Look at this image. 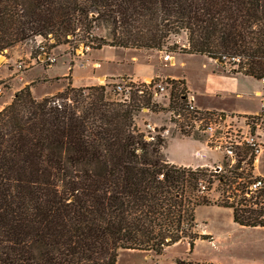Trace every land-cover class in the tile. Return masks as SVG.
<instances>
[{"label":"trees","instance_id":"1","mask_svg":"<svg viewBox=\"0 0 264 264\" xmlns=\"http://www.w3.org/2000/svg\"><path fill=\"white\" fill-rule=\"evenodd\" d=\"M102 25L108 37L95 33ZM182 32L186 45L171 51L264 78V0H0V54L36 36L70 53L162 50ZM72 65L62 89L36 98L26 84L0 109V264H116L122 249L162 254L182 241L191 250L211 238L197 231L203 204L264 226V185L245 194L252 157L221 173L169 162L164 138L146 139L135 122L142 106L163 109L150 93L123 101L108 83L73 85ZM215 181L221 199L206 191Z\"/></svg>","mask_w":264,"mask_h":264},{"label":"rangeland","instance_id":"2","mask_svg":"<svg viewBox=\"0 0 264 264\" xmlns=\"http://www.w3.org/2000/svg\"><path fill=\"white\" fill-rule=\"evenodd\" d=\"M94 31L98 35L108 37L107 26L102 25ZM51 42V39L48 40V38L36 36L35 38L17 43L5 53L0 54V83L2 84L0 106L1 104H5L10 97H13L14 92L23 85L25 80L22 74L14 82L9 77H5L9 72V68L5 66L8 64L10 65L9 67H16L18 69L16 73H22L25 69L41 64L44 66L53 64L47 71L50 75L57 77L63 72L69 73L70 61L72 60L73 65L71 68L75 74V85H82L81 83L83 82L86 85L105 83L112 85L115 80H121L122 77L128 76L107 77L105 80H103L104 78L99 79L98 76L101 74L98 71L107 69L123 72L124 74H131L136 71H157L163 75L169 74L173 77H182L184 75L186 80L193 84L194 88L200 90L205 74L209 72L207 70H210L208 64L210 65L212 63L211 59H206L202 54H185L171 51L172 48L178 50L180 47L186 45V35L184 32L176 36H171L169 42L162 50L112 47L109 45H104L102 47L103 49H91L83 48L80 45L74 52L70 53L72 50L70 44L65 43L55 47H49ZM174 42L177 43L176 47L172 46ZM108 52L110 56L113 55L116 58L108 60V57H106L108 56ZM164 53H170L174 57L173 61L165 62L162 59ZM9 56H13L14 59L8 60ZM49 57L53 58V60H50ZM93 59L98 60L102 68L99 69V64L92 61ZM212 64L214 65V63ZM36 70L40 72L41 68L37 66ZM85 75H88V77L84 78ZM70 79L73 82L72 74ZM67 82L68 78L64 76L53 78L48 82L35 77L31 83L33 85L31 91L34 97L41 98L44 95L52 94L60 90L59 88L62 89L63 87L61 86ZM191 93L193 97L194 95L196 96L195 91ZM228 100L226 99V103H228ZM229 101L232 103V100ZM151 112H153L152 115L159 124L164 125L166 123L167 116L164 114V109L150 110L146 113L139 112L138 119H140V116L143 117ZM214 152L218 155L215 159L224 168L229 167V161L220 152ZM260 166L263 170L264 156L261 158ZM204 184L206 188L209 185L205 181ZM223 187V184L215 181L211 188L206 191L211 198L221 199L223 197ZM209 216L211 217V221L204 224L202 222V220L204 221L203 217ZM229 217L230 214L226 210L202 207L198 210L195 220L198 227H206L213 230L214 235L221 236L223 238V241L220 242L221 245H224L226 239L229 245H233L230 249L233 252L246 250L248 246L249 248L253 247L257 254H262L264 252V226H255L254 228L248 229L234 227L229 222ZM214 235L212 236L213 238ZM184 245H187L186 241L166 248L162 254H155L151 250L122 249L118 253L116 264H179L181 262H177L179 261L177 257H185L187 255V250ZM197 249L201 255L211 253V247L208 248L207 243H202ZM221 255L224 256L225 254L221 253Z\"/></svg>","mask_w":264,"mask_h":264},{"label":"crops","instance_id":"3","mask_svg":"<svg viewBox=\"0 0 264 264\" xmlns=\"http://www.w3.org/2000/svg\"><path fill=\"white\" fill-rule=\"evenodd\" d=\"M107 54L108 56L106 57H108V60H113V58H116L113 57V55L110 56L109 52ZM204 56L206 59H211L214 65L212 63H210V65L208 64V66H210V70H207L209 72L205 74L203 84L200 90L194 88L193 84L188 82L184 75L182 77H173L169 74L163 75L157 71H136L132 72L131 74H124L123 72L107 69L98 71L101 74L100 76H98V78H104L103 80H105L107 77H119L128 75L139 79L152 78L156 76H165L167 78L182 79L184 82L185 89L189 93L195 91L196 96L194 95V103L196 107L204 110L219 111L222 113H250L258 111L261 106L264 105V78L258 79L251 75H247L241 72H230L227 68H225L222 64L217 63L214 59L209 58L206 55ZM13 59V56L8 57V60ZM92 61H95L97 64H99V69L102 68L101 63H99L98 60L93 59ZM52 65L53 64L48 66H44L42 64L37 65L41 68L40 72L36 70L37 66H33L31 68L25 69L24 72L22 71V73H16L18 69L16 67H9L10 65L8 64L5 66L9 68V72L6 74L5 77H9L14 82V80L22 74L25 80L21 87L25 86L26 84H30V88L32 90L33 85L31 83L33 82L35 77L44 79L45 82L51 81L53 78L56 77L50 75L47 71ZM65 74L67 75L68 73L63 72L57 77H63L65 76ZM71 74L73 75L72 84L75 85V74L73 69H71ZM87 77L88 75H85L84 78ZM65 84L66 83H64L63 86H65ZM81 84L82 85L76 86L86 85V83L84 82ZM10 99L11 97L5 102V104L8 103ZM226 99L232 100V103L229 100L228 103H226ZM5 104H1L0 109ZM152 113L153 112L143 117L140 116V119L137 118L135 122L137 123V125H141L143 120H149L150 122L159 124L157 120H155V118L153 117ZM162 151L169 162L177 165L192 167L211 166L213 160L218 156L214 151H210L206 148L203 137L199 135H166L164 137V145L162 147ZM202 153H204L205 156H201ZM263 156L264 153L259 156L257 162L253 165V173L255 175L264 177V169L262 170L260 166L261 158ZM202 207L207 209L216 208L228 211L230 214L228 220L234 227H240L245 229L254 228L238 224L233 220L232 209L230 207L221 206L217 204L198 205L195 209V217L197 215L198 210ZM203 218L204 221L202 220V222L204 224L209 223V221H211L210 216ZM197 231L199 234L210 235L211 238L204 239L202 237H198L195 240L191 250H188V243L187 245H184L187 250V255H185V257H177L179 260L177 262H181L179 264H264V252L262 254H257L253 247L249 248L247 246L246 250L236 251V253L230 250L233 245H229V243L226 242V239L224 242L227 244L224 243V245H221L220 242L223 241V238L219 235H214L213 230H210L206 227H198L197 224ZM213 235L214 238L212 237ZM178 243H175L174 245ZM202 243H207L208 248L211 247L210 254H200L197 248ZM221 253L225 255L223 256L221 255Z\"/></svg>","mask_w":264,"mask_h":264},{"label":"built area","instance_id":"4","mask_svg":"<svg viewBox=\"0 0 264 264\" xmlns=\"http://www.w3.org/2000/svg\"><path fill=\"white\" fill-rule=\"evenodd\" d=\"M162 59L171 62L170 53H164ZM179 81L180 79L161 76L146 79L125 76L112 83L111 91L120 100L129 101L132 89L140 95L147 90L151 95L152 103L163 107L167 116L164 125L149 120H143L141 125H138L145 132L146 139H153L157 134L163 138L172 134L200 135L206 148L220 152L229 161L230 168L235 166L239 168L242 164L248 167L246 161L251 157L254 165L264 153V105L258 111L250 113H222L200 109L196 107L193 95ZM1 92L0 83V94ZM181 103L183 106L180 105ZM149 111L147 106H142L139 112ZM139 112L135 115V120ZM201 156L205 154L202 153ZM205 167L216 173L226 172L216 159L211 166ZM241 179L238 178L239 181ZM263 185L264 177L254 174L245 194L248 195ZM200 189H205L204 180L200 184Z\"/></svg>","mask_w":264,"mask_h":264},{"label":"bare ground","instance_id":"5","mask_svg":"<svg viewBox=\"0 0 264 264\" xmlns=\"http://www.w3.org/2000/svg\"><path fill=\"white\" fill-rule=\"evenodd\" d=\"M1 58V57H0ZM171 61H173V56H171Z\"/></svg>","mask_w":264,"mask_h":264}]
</instances>
